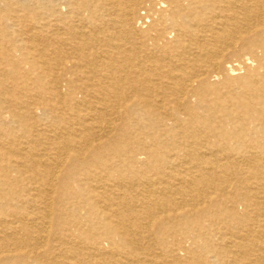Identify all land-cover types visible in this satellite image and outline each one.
I'll return each mask as SVG.
<instances>
[{"label": "bare ground", "instance_id": "1", "mask_svg": "<svg viewBox=\"0 0 264 264\" xmlns=\"http://www.w3.org/2000/svg\"><path fill=\"white\" fill-rule=\"evenodd\" d=\"M0 264H264V0H0Z\"/></svg>", "mask_w": 264, "mask_h": 264}, {"label": "rangeland", "instance_id": "2", "mask_svg": "<svg viewBox=\"0 0 264 264\" xmlns=\"http://www.w3.org/2000/svg\"><path fill=\"white\" fill-rule=\"evenodd\" d=\"M256 53H258V54H260L261 53V51L259 50V49H257L256 50ZM247 57H249L250 59L249 60H247V61H250V60H252V59H254V54H242L241 56H238V57H233V59H238L240 62H243V63H247L246 62V60H245V58H247ZM254 63H255V61H253ZM243 63H240V67H242L243 66ZM243 70V68L242 69H239V71H242Z\"/></svg>", "mask_w": 264, "mask_h": 264}]
</instances>
